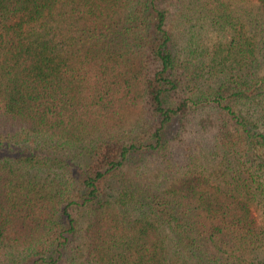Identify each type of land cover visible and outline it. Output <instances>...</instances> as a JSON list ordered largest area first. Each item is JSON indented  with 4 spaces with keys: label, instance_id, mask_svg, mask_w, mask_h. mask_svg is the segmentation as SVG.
Wrapping results in <instances>:
<instances>
[{
    "label": "trees",
    "instance_id": "trees-1",
    "mask_svg": "<svg viewBox=\"0 0 264 264\" xmlns=\"http://www.w3.org/2000/svg\"><path fill=\"white\" fill-rule=\"evenodd\" d=\"M0 264H264V0H0Z\"/></svg>",
    "mask_w": 264,
    "mask_h": 264
}]
</instances>
